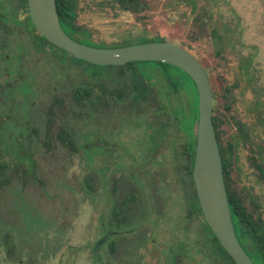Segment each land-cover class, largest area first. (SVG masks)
<instances>
[{"label":"rangeland","instance_id":"1","mask_svg":"<svg viewBox=\"0 0 264 264\" xmlns=\"http://www.w3.org/2000/svg\"><path fill=\"white\" fill-rule=\"evenodd\" d=\"M124 1L129 11L121 10L116 0L80 1L79 21L95 36L86 44L108 48L124 40L119 45L126 46L159 41L157 35L183 44L209 71L215 114L241 120L264 158L259 119L264 111V0ZM213 25L219 26L218 44L210 33ZM10 47V59L0 56V84L8 90H0V162L5 163L0 175V264H171L166 240L193 245V254L184 256L182 264H210L199 244L203 227L185 216L191 202L187 185L177 186L170 141L179 128H187V121L159 128L146 112L156 91L164 95L156 76L160 67L139 61L125 65L117 76L116 68L80 62L52 45H47L49 52L31 46L24 56H15ZM101 74L106 83H119L116 90L123 96L127 85L137 88L133 99L96 103L88 111L89 104L75 99V90L89 84L96 93ZM223 128L225 138L238 133L234 122ZM64 129L73 137V148L60 137ZM165 133V144L156 151L150 148V141L158 134L164 140ZM247 143L239 149L245 172L240 176L254 188L264 214V184L250 162ZM142 163H148L147 173L141 172ZM157 173L162 176L164 215L149 211L133 230L124 221L119 224L112 216L114 174L118 201L125 177L149 183ZM180 178L186 180L182 174Z\"/></svg>","mask_w":264,"mask_h":264},{"label":"trees","instance_id":"2","mask_svg":"<svg viewBox=\"0 0 264 264\" xmlns=\"http://www.w3.org/2000/svg\"><path fill=\"white\" fill-rule=\"evenodd\" d=\"M78 0H56L57 2V10L59 14L60 23L63 29L66 31L69 36L73 39L80 41L86 44L85 40L89 38H95L93 30L88 26L82 24L79 21V10H78ZM119 8L121 10H128L126 2L124 0H116ZM197 7L194 8V12H196ZM33 26V24L31 23ZM219 26L213 25L211 27V36L215 43H219L221 40V35L219 32ZM33 45L36 51L38 52H49V48L47 45H52V47L57 48L63 52L70 54L73 58L74 55L65 51L64 49L54 45L50 41H48L36 28H35V35L32 37ZM157 39L161 40H168L165 36L157 35ZM126 40V39H125ZM120 41H114L112 47L120 46ZM171 41V40H169ZM172 42V41H171ZM174 44L184 48L188 52L183 44H179L177 42H173ZM191 53V52H190ZM192 54V53H191ZM193 55V54H192ZM194 56V55H193ZM195 57V56H194ZM196 58V57H195ZM77 59V58H75ZM197 59V58H196ZM83 63H89L82 59H77ZM198 60V59H197ZM199 61V60H198ZM139 61L130 62L125 65H131L133 63H137ZM143 62V61H142ZM155 63L160 67L157 73L159 85L164 90V95L160 94L159 91H156L157 95L155 98L150 97L149 108L147 109V113L151 115V120H158L156 122L159 124V128L163 126V128H167L170 125H181L186 123L187 128H179L178 133L172 137V144H174V158H175V167L178 168V172L180 168L186 163L185 167L191 173V169L194 162L195 156V148L197 142V134L196 128L198 123V116H199V98H198V91L194 81L191 77L186 74L181 69L158 61H150ZM200 62V61H199ZM201 63V62H200ZM90 65L105 68V67H113L119 70L117 76H121L124 73L122 66H115V65H108L102 66L97 64L89 63ZM203 66V64H202ZM204 67V66H203ZM205 68V67H204ZM208 78H210L209 71L205 68ZM93 75H96L95 73ZM102 79L101 82L97 85L99 87L98 91L95 93L94 86L91 87L89 84L86 86H82L75 90L74 97L77 99L78 102L89 104V110H92L96 103L104 104L107 102L108 104L115 98L123 99L127 98L130 101L133 99L131 98L133 94L136 93L137 88L127 85L129 89L126 88L127 95L123 96L122 91L116 90V88L120 85L119 83H115L114 81H109L106 83V77L102 74L99 76ZM111 80V79H110ZM125 85V84H123ZM116 86V87H115ZM126 86V85H125ZM189 87V89L187 88ZM4 91V90H3ZM225 91L231 92L228 88H225ZM214 96L216 97V93L213 91ZM225 94V93H224ZM161 97V98H158ZM111 98V99H110ZM8 99V98H7ZM129 101V102H130ZM225 108L230 110V104L225 103ZM172 117V118H171ZM260 125L264 129V111L260 114ZM168 121V123H167ZM234 122L237 126V129L241 133L242 137L248 136V133L244 127V123L235 118L230 116H222L215 114V110L213 113V123L214 129L216 133V138L218 141L219 149L222 155V166L224 170V179L227 187V195L228 201L230 205L231 217L234 225V229L236 235L238 237L239 242L255 262V264H264V214L259 212V207L256 201L249 197V200L244 199L241 200L236 193L231 191L229 188V177L226 172V156L224 147L222 144V138L225 137V130L224 124L227 122ZM154 122V121H153ZM64 133L60 134V137L66 144H69L72 148L74 147L75 143L73 141V137L68 130H62ZM153 138L152 140H159L162 143L166 142V139L169 138V134L166 135L165 139H161L159 137ZM250 137V134H249ZM169 141V140H168ZM259 162H258V170H259V178L261 182L264 184V158L263 153L260 152L259 154ZM5 166L0 162V175L2 174V168ZM251 198V199H250ZM195 210L192 211L189 218L192 216L198 221L199 227H203L204 232L201 230L202 235V242L199 239L200 248L202 252L206 254L209 259L210 264H236L232 256L224 249L222 244L220 243L219 239L215 235L214 231L210 227L209 223L207 222L202 208L199 203L197 192L195 191ZM121 211L124 208V205L121 203L120 207ZM119 209V210H120ZM125 220L124 217H119L117 222L120 224Z\"/></svg>","mask_w":264,"mask_h":264},{"label":"water","instance_id":"3","mask_svg":"<svg viewBox=\"0 0 264 264\" xmlns=\"http://www.w3.org/2000/svg\"><path fill=\"white\" fill-rule=\"evenodd\" d=\"M37 30L51 43L92 64L122 66L135 61L173 65L194 81L199 98L193 176L204 216L236 264H255L236 235L225 185L221 152L213 123L214 97L205 68L187 50L169 40L117 47H94L73 39L63 29L56 0H28Z\"/></svg>","mask_w":264,"mask_h":264},{"label":"flooded vegetation","instance_id":"4","mask_svg":"<svg viewBox=\"0 0 264 264\" xmlns=\"http://www.w3.org/2000/svg\"><path fill=\"white\" fill-rule=\"evenodd\" d=\"M80 1L81 0L77 1L78 8L81 7L79 6ZM197 9L196 12L198 11ZM123 11H129V10L126 9ZM136 11L138 10H133V12ZM196 12H194V14H196ZM31 23L33 24V26L31 25ZM35 28L36 27L30 15L28 0H0V56L5 54L6 57L10 59L11 57L9 55L11 54L6 49H11L10 46L12 45L14 46L12 50L15 52V56L19 53H22L23 54L22 56L29 54L30 47L31 46L34 47L32 37L35 35ZM209 81L211 84L210 78ZM3 86H4L3 84H0V90L8 91L7 88H4ZM211 88H212V84H211ZM213 97H214V110H215L216 97L214 96V94ZM244 127L248 133V136L242 137L240 135L241 133L237 129L238 133L231 135L229 138H225V137L224 139L222 138V144L226 156V172L230 179L229 188L231 191L235 192L236 196H238L241 200L247 198H248L247 200H249V197H252L253 199L255 197L254 188L253 187L249 188L248 185L242 182V178L240 174L241 175L243 173L245 174V172L244 169L241 168L242 166L241 161H243L244 157L242 156V152L239 151V149L242 146V143H245L246 145H248L247 142L251 143L252 153L250 154V162L253 168L255 169V171L257 172V176L259 174L258 173L259 154H258V150L255 147L254 140L250 142L251 138L249 137L250 134L249 129L246 127L245 124ZM150 142H151L150 148L154 149L155 151L161 145V141L156 139L151 140ZM195 154H196V150H195ZM112 155H114L113 158L116 157L115 152H113ZM221 159H222V155H221ZM194 160H195V156H194ZM185 165L186 163L183 164L179 172H178V168L176 169L175 167V171L177 173V178L179 177L177 180L179 185L177 186L180 187L181 185L182 186L187 185L191 202L187 207L185 216L188 219V222H192L195 218L193 216L189 218V216L192 213V211L195 210V206H194L195 191L197 192L194 176H193L194 162L191 169V173H189V170L185 167ZM147 166L148 163H142L140 167L141 172L147 173L148 171L145 169ZM115 168L116 165L114 164V169ZM180 174L184 175L186 180L180 178ZM114 176L112 177V181H111V192L113 197L115 198V205H114L115 207L113 208L112 216L116 220L119 217H124L125 218L124 224L126 225L125 227H128L129 230H133L134 228L132 227H135L133 224L139 221L138 218L144 217L145 214H147V212L149 211L153 212L156 216L159 217L164 215L162 208L164 206L165 199L163 200V195L160 193L159 190V188L161 187L160 183L162 181L161 178L162 176L160 177L159 173H157V176L155 178H151L149 183L144 181L142 182L140 178L134 176L137 178V180L139 181L138 182L137 180H134L132 178L133 175H128L129 177H125L123 179L124 182L122 183L121 186L123 193L120 195V197H118L120 198L118 201L116 198L120 190V185ZM148 201L152 203L150 207L147 206ZM119 202L120 204L122 203L124 205L122 211L119 208L120 207ZM149 208L151 210H149ZM141 220L143 221V223L146 222L144 221V218ZM180 242H181L180 244H176L171 240L169 241L166 240V243L164 244L165 245L164 247H166L165 250L167 251L168 259L171 264H182L183 260L185 261L184 256L190 257V254L191 253L193 254V250H192L193 245L191 243L184 242L183 240H181ZM174 250L181 251V254H176ZM203 254L205 256V260L208 261L209 259L206 256V254L205 253Z\"/></svg>","mask_w":264,"mask_h":264}]
</instances>
